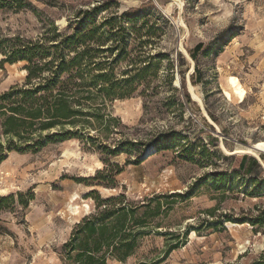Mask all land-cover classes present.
I'll list each match as a JSON object with an SVG mask.
<instances>
[{"label": "rangeland", "instance_id": "1", "mask_svg": "<svg viewBox=\"0 0 264 264\" xmlns=\"http://www.w3.org/2000/svg\"><path fill=\"white\" fill-rule=\"evenodd\" d=\"M27 1L0 10L3 35L35 40L52 26L71 32L78 21L109 35L140 27L125 48L135 66L106 50L122 46V29L99 46L95 63H108L95 73L113 66L125 78L149 68L129 97L94 111L102 122L92 118L83 139L5 154L0 195L20 192L28 206L15 202L0 213L8 231L0 234V264H81L64 247L73 227L112 209L118 214L109 221L130 247L123 260L100 247L103 264H264V168L253 155L231 153L264 140V0ZM109 18L112 30L102 25ZM23 64L0 67V92L23 83ZM101 101L96 95L94 106ZM117 144V155L103 148ZM243 155L248 171L239 168ZM91 189L114 200L97 206L85 196Z\"/></svg>", "mask_w": 264, "mask_h": 264}, {"label": "trees", "instance_id": "2", "mask_svg": "<svg viewBox=\"0 0 264 264\" xmlns=\"http://www.w3.org/2000/svg\"><path fill=\"white\" fill-rule=\"evenodd\" d=\"M29 5L31 3L27 0H0V10L18 11ZM112 20L105 19L102 25H108L109 30H112ZM78 24L71 32L57 31L52 26L50 33L35 40L0 32V67L5 63L24 62L22 69L26 72L23 83L0 92V163L10 151L36 152L48 142L83 139L86 128L93 127L95 121L98 124L102 122V117L94 111L105 108L106 101L129 97L140 82L145 81L149 64L136 67L137 72L125 78L115 76L113 66L105 72L95 73L97 68L103 69L108 63V60L95 63L97 50H103L99 46L112 40L110 36L122 29V46L114 43L107 46L106 50H118L123 54H116V57H120L114 61L127 58L129 68L135 66L134 58L129 56L131 52H125V48L128 36L139 34L140 27L129 32V29L119 26L109 35L96 24L89 25L85 21H78ZM202 46L203 43H198L189 51L193 59ZM157 64H153L154 72ZM99 94L102 101L99 107H95L93 101ZM107 118L115 120L114 117ZM86 139L92 140L90 135ZM103 148L110 155L119 153V144L113 147L104 145ZM246 160L247 156L243 155L239 168L248 171L250 169L244 164ZM102 161L109 164L107 158ZM30 194L33 197V193ZM22 196L20 192L16 193L17 198L14 194L0 195V213L12 210L15 202L26 208L28 203ZM85 196L93 197L97 206L114 200V197L100 199L96 189H91ZM117 214L116 209L106 210L76 223L69 241L64 244L68 248L67 255L74 252L76 261L81 264H103L105 255H97V252L100 247L106 246L112 248V257L123 260L128 255L130 241L125 235H117L116 225L109 221ZM4 233L8 231L0 224V234ZM122 248H125V253H117V249Z\"/></svg>", "mask_w": 264, "mask_h": 264}, {"label": "bare ground", "instance_id": "3", "mask_svg": "<svg viewBox=\"0 0 264 264\" xmlns=\"http://www.w3.org/2000/svg\"><path fill=\"white\" fill-rule=\"evenodd\" d=\"M179 24H181V22ZM175 83L177 84V81ZM189 88H190V91H192L191 87H189ZM192 95L194 96L193 93H192ZM231 153L232 154H250V155H253L254 157H257L260 160V163L262 164V166L264 168V162L262 161V159L258 155L259 153H264V140H258V141L252 142L251 144H248V145H238V146H236V148L233 151H231Z\"/></svg>", "mask_w": 264, "mask_h": 264}]
</instances>
